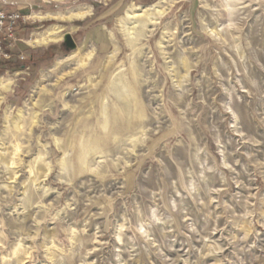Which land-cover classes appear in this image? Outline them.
<instances>
[{"label": "rangeland", "instance_id": "obj_1", "mask_svg": "<svg viewBox=\"0 0 264 264\" xmlns=\"http://www.w3.org/2000/svg\"><path fill=\"white\" fill-rule=\"evenodd\" d=\"M34 12L0 68V264H264V0Z\"/></svg>", "mask_w": 264, "mask_h": 264}, {"label": "built area", "instance_id": "obj_2", "mask_svg": "<svg viewBox=\"0 0 264 264\" xmlns=\"http://www.w3.org/2000/svg\"><path fill=\"white\" fill-rule=\"evenodd\" d=\"M4 6L16 5L15 0H0ZM30 18L17 11L0 9V68L3 63L16 59H23L21 54L15 55L14 50L23 40L16 35L19 23H26Z\"/></svg>", "mask_w": 264, "mask_h": 264}, {"label": "bare ground", "instance_id": "obj_3", "mask_svg": "<svg viewBox=\"0 0 264 264\" xmlns=\"http://www.w3.org/2000/svg\"><path fill=\"white\" fill-rule=\"evenodd\" d=\"M142 11L144 12L143 14H137L135 12L127 11L123 19L133 20V19H137L139 17L148 16L149 21H150L149 23L155 24L156 23V20H157L155 18V16H161L164 13V10L161 9L160 6H149V7H146V8H142ZM84 12L85 11H83V10H79L78 12L76 11V13L74 12L73 15H76V16L80 17L83 14H86ZM69 13H71V12H69ZM123 19L119 20V23L120 24H122ZM55 31L54 30L53 31L52 30H49V31H46L44 33H41V34H39V35L36 36L35 40H30L29 41V44H32V45L33 44L46 45V44H48L50 42H54L55 43V42L59 41L60 38H61V36L57 35ZM133 36H134V34H133ZM89 55H91V53L90 54H87V56H84L83 55L84 57H81L79 59V61L77 63V65H78L77 67H84L86 65L87 61H88ZM9 84H10L9 81L7 82L5 80H1L0 81V88L6 89Z\"/></svg>", "mask_w": 264, "mask_h": 264}, {"label": "crops", "instance_id": "obj_4", "mask_svg": "<svg viewBox=\"0 0 264 264\" xmlns=\"http://www.w3.org/2000/svg\"><path fill=\"white\" fill-rule=\"evenodd\" d=\"M49 0H15L16 5L14 6H4L0 4V9L10 11V8H14L15 10L23 15H26L32 21H27L26 23H19L16 35L21 38V32L28 28L30 22H36L34 17V10L36 11L38 7L44 6L45 3H48ZM39 13V12H37ZM40 18V17H39ZM41 19V18H40ZM77 19V18H75Z\"/></svg>", "mask_w": 264, "mask_h": 264}, {"label": "water", "instance_id": "obj_5", "mask_svg": "<svg viewBox=\"0 0 264 264\" xmlns=\"http://www.w3.org/2000/svg\"><path fill=\"white\" fill-rule=\"evenodd\" d=\"M67 44H71L69 37H67Z\"/></svg>", "mask_w": 264, "mask_h": 264}, {"label": "trees", "instance_id": "obj_6", "mask_svg": "<svg viewBox=\"0 0 264 264\" xmlns=\"http://www.w3.org/2000/svg\"><path fill=\"white\" fill-rule=\"evenodd\" d=\"M9 63L10 62L3 63L1 68H3L6 64H9Z\"/></svg>", "mask_w": 264, "mask_h": 264}]
</instances>
